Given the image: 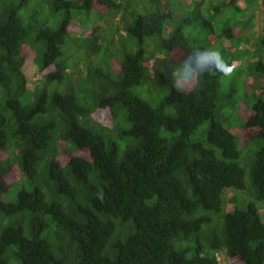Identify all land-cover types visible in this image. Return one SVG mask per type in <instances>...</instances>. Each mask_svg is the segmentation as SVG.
Instances as JSON below:
<instances>
[{
  "label": "trees",
  "instance_id": "trees-1",
  "mask_svg": "<svg viewBox=\"0 0 264 264\" xmlns=\"http://www.w3.org/2000/svg\"><path fill=\"white\" fill-rule=\"evenodd\" d=\"M227 1L249 13L224 29L234 48L221 52L238 73L250 67L241 94L217 69L175 79L218 36L191 42L182 23L157 40L173 18L167 1L138 0L165 9L131 22L124 0H44L34 27L21 12L28 0H0V264H264V98L249 88L264 93L253 40L264 19L251 12L264 0ZM30 62L40 82L27 77ZM247 175L257 197L241 208L234 189ZM12 188L17 199L6 200Z\"/></svg>",
  "mask_w": 264,
  "mask_h": 264
},
{
  "label": "rangeland",
  "instance_id": "rangeland-1",
  "mask_svg": "<svg viewBox=\"0 0 264 264\" xmlns=\"http://www.w3.org/2000/svg\"><path fill=\"white\" fill-rule=\"evenodd\" d=\"M15 4L17 5L18 2L22 0H14ZM138 0H124V8L123 12H125V15L128 17V19L132 22L135 18V15L137 12H146V11H155L157 9H165L163 5H156L153 2L145 3L142 5H137ZM168 8L172 10L173 18L169 20V22L166 24L163 35L155 36L157 40L161 42L162 38H170L172 36L171 29L177 28L179 25L184 23V33L187 35L191 42H195V38H197L198 44L204 45L206 44L207 40L211 39L212 36H218L217 42L213 45H209L208 48H218L221 52L224 50L225 53L229 54L228 51H226L224 48L229 47L233 42L232 40H229L226 38V36L223 33L224 29L228 26L233 25L234 23H237V20H241L242 16L248 14V11L244 10H237L233 5H230L227 0H204L202 3H191L188 2V0H171L169 3H167ZM218 8L220 11L214 13L212 11V8ZM49 6L44 4V0H28V3L25 4L21 8V12L26 14L28 12V19H26L27 22H32L34 27H37V21L35 17H32L33 14H36V16H41L48 13ZM263 11H261V7L257 6L255 8V11H251L254 13V16L257 18H262V15H264V7L262 6ZM211 10V11H210ZM50 13V12H49ZM92 14H96L100 17V12L97 10H94ZM104 14V13H103ZM251 14V13H250ZM105 15V14H104ZM40 17V18H41ZM63 13H59L58 20H62ZM92 18L94 16H91ZM187 17H191V21L186 22L185 19ZM97 19V18H96ZM111 25H113L115 28L118 26L125 25L123 22H119V19L116 17H111ZM264 19V17H263ZM239 25L242 26V22H239ZM171 28V29H170ZM170 29V30H169ZM258 30L259 26L257 27ZM34 36L37 34V31H33ZM249 33L245 35V37L242 38L243 42L235 46L236 48L239 47L240 50H238L240 53L247 49L246 46H248V37ZM261 39V40H260ZM228 40V41H227ZM255 41L259 43V48H262L260 52H256L257 56L255 58L263 59L264 58V43H261L260 41H264V34L257 35V37H254ZM250 48V46H248ZM231 48H234L231 46ZM252 54H255L253 50L250 49ZM178 54L181 55V52ZM179 55V56H180ZM252 57V56H251ZM241 60V59H240ZM255 60V61H257ZM26 67V75L31 81L40 82L41 75L38 72L35 63H28ZM250 73V67H244L240 69V72L238 73V68H231V71L228 73L229 75L234 76H226L223 77V80L225 81V85H228L232 78L235 77L237 80L239 86H240V94L245 92V85L246 80L248 78V75ZM250 91L252 94V97H258L259 95H262L264 98V93H258L259 89L254 86L252 83L249 85ZM2 92V88L0 86V93ZM257 95V96H256ZM250 97L249 100L253 102V98ZM231 117L237 116V114L231 113ZM230 120V119H229ZM231 121V120H230ZM209 128V121L204 123L197 131V134L195 137L197 138H205L207 136V130ZM232 130H238L240 131V127H233ZM241 137L243 140H247L248 137H246L244 134H241ZM258 148V144L254 143L251 146L250 152H243V156L241 158L242 164L245 166L247 165L255 156V151ZM87 154V152L85 153ZM247 186L245 189H234L236 192V204L241 207L245 208L247 203L250 201H253L257 197L256 189L251 183V178L249 175H247ZM19 188H12L10 189L6 194V200H16L17 199V190ZM234 192L232 190H228V196H233ZM4 196V197H5ZM258 204L261 207V212L264 216V200L258 201ZM232 206V205H231Z\"/></svg>",
  "mask_w": 264,
  "mask_h": 264
},
{
  "label": "clouds",
  "instance_id": "clouds-1",
  "mask_svg": "<svg viewBox=\"0 0 264 264\" xmlns=\"http://www.w3.org/2000/svg\"><path fill=\"white\" fill-rule=\"evenodd\" d=\"M164 1L169 3L171 0ZM188 2L192 3L191 0H188ZM257 19H260V17ZM211 69H217L225 73L231 71V67L225 62L218 48H198L180 61L178 68L175 70V79L185 84L191 83Z\"/></svg>",
  "mask_w": 264,
  "mask_h": 264
}]
</instances>
